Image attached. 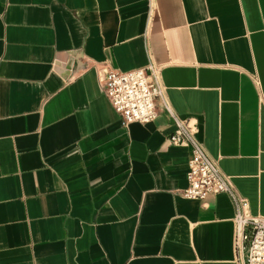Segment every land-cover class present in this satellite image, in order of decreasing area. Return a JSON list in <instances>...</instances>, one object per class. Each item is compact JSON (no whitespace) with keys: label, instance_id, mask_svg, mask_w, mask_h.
Wrapping results in <instances>:
<instances>
[{"label":"crops","instance_id":"0c3cea01","mask_svg":"<svg viewBox=\"0 0 264 264\" xmlns=\"http://www.w3.org/2000/svg\"><path fill=\"white\" fill-rule=\"evenodd\" d=\"M148 63L171 111L122 126L102 81ZM174 116L264 217V0H0V264H239Z\"/></svg>","mask_w":264,"mask_h":264},{"label":"built area","instance_id":"2783aa9c","mask_svg":"<svg viewBox=\"0 0 264 264\" xmlns=\"http://www.w3.org/2000/svg\"><path fill=\"white\" fill-rule=\"evenodd\" d=\"M159 70L153 63H148L145 67L128 71H107L101 90L122 126L150 122L157 117L159 109L170 113ZM167 140L170 144L191 148V157L185 170L187 184L180 191L181 195L188 199L203 200L211 194L229 193L238 205L233 242L239 264H264V217L245 212V202L231 180L196 138V126L189 119L174 116V130Z\"/></svg>","mask_w":264,"mask_h":264},{"label":"water","instance_id":"95a60500","mask_svg":"<svg viewBox=\"0 0 264 264\" xmlns=\"http://www.w3.org/2000/svg\"><path fill=\"white\" fill-rule=\"evenodd\" d=\"M67 65L69 66V63Z\"/></svg>","mask_w":264,"mask_h":264}]
</instances>
